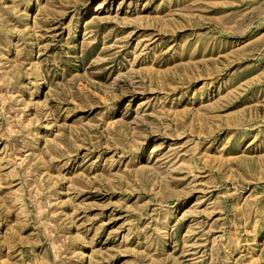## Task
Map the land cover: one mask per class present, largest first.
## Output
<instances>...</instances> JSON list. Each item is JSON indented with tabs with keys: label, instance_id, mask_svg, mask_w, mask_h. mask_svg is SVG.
<instances>
[{
	"label": "rangeland",
	"instance_id": "374dc122",
	"mask_svg": "<svg viewBox=\"0 0 264 264\" xmlns=\"http://www.w3.org/2000/svg\"><path fill=\"white\" fill-rule=\"evenodd\" d=\"M0 264H264V0H0Z\"/></svg>",
	"mask_w": 264,
	"mask_h": 264
},
{
	"label": "bare ground",
	"instance_id": "6f19581e",
	"mask_svg": "<svg viewBox=\"0 0 264 264\" xmlns=\"http://www.w3.org/2000/svg\"><path fill=\"white\" fill-rule=\"evenodd\" d=\"M97 9H100V7H99V8H97Z\"/></svg>",
	"mask_w": 264,
	"mask_h": 264
}]
</instances>
